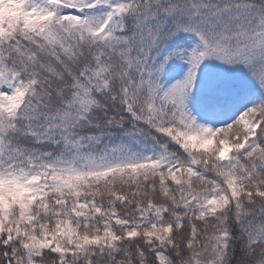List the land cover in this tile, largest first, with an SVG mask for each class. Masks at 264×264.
<instances>
[{"label": "snow or ice", "instance_id": "1", "mask_svg": "<svg viewBox=\"0 0 264 264\" xmlns=\"http://www.w3.org/2000/svg\"><path fill=\"white\" fill-rule=\"evenodd\" d=\"M0 264H264V0H0Z\"/></svg>", "mask_w": 264, "mask_h": 264}]
</instances>
